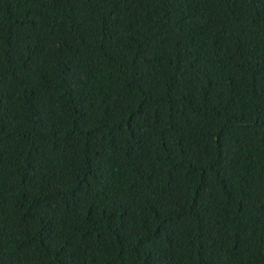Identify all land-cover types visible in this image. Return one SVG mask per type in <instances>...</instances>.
Instances as JSON below:
<instances>
[{
	"label": "trees",
	"instance_id": "1",
	"mask_svg": "<svg viewBox=\"0 0 264 264\" xmlns=\"http://www.w3.org/2000/svg\"><path fill=\"white\" fill-rule=\"evenodd\" d=\"M0 264H264V0H0Z\"/></svg>",
	"mask_w": 264,
	"mask_h": 264
}]
</instances>
